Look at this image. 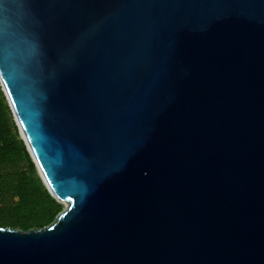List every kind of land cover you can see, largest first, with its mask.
<instances>
[{
  "label": "water",
  "instance_id": "water-1",
  "mask_svg": "<svg viewBox=\"0 0 264 264\" xmlns=\"http://www.w3.org/2000/svg\"><path fill=\"white\" fill-rule=\"evenodd\" d=\"M0 87L67 205L0 264H264V0H0Z\"/></svg>",
  "mask_w": 264,
  "mask_h": 264
},
{
  "label": "trees",
  "instance_id": "trees-1",
  "mask_svg": "<svg viewBox=\"0 0 264 264\" xmlns=\"http://www.w3.org/2000/svg\"><path fill=\"white\" fill-rule=\"evenodd\" d=\"M11 115L0 87V227L39 230L54 220L62 205L36 179Z\"/></svg>",
  "mask_w": 264,
  "mask_h": 264
},
{
  "label": "rangeland",
  "instance_id": "rangeland-1",
  "mask_svg": "<svg viewBox=\"0 0 264 264\" xmlns=\"http://www.w3.org/2000/svg\"><path fill=\"white\" fill-rule=\"evenodd\" d=\"M12 116V115H11ZM12 119H13V116H12ZM14 120V119H13ZM35 176H36V179H39V181L43 184V182H42V180H41V178H40V175H39V173H38V171L36 170V168H35ZM43 186H44V184H43ZM45 187V186H44ZM46 189V188H45ZM56 201V200H55ZM58 204H61L62 205V208H61V211L64 209V208H66V203H64L63 201H56ZM60 211V212H61ZM1 221V220H0Z\"/></svg>",
  "mask_w": 264,
  "mask_h": 264
},
{
  "label": "bare ground",
  "instance_id": "bare-ground-1",
  "mask_svg": "<svg viewBox=\"0 0 264 264\" xmlns=\"http://www.w3.org/2000/svg\"><path fill=\"white\" fill-rule=\"evenodd\" d=\"M64 202V201H63ZM65 203V202H64Z\"/></svg>",
  "mask_w": 264,
  "mask_h": 264
}]
</instances>
